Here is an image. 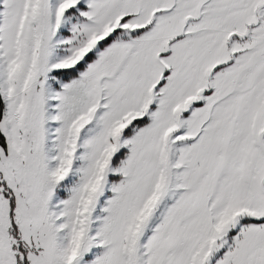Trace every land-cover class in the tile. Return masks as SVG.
Masks as SVG:
<instances>
[{
  "label": "snow or ice",
  "instance_id": "obj_1",
  "mask_svg": "<svg viewBox=\"0 0 264 264\" xmlns=\"http://www.w3.org/2000/svg\"><path fill=\"white\" fill-rule=\"evenodd\" d=\"M0 264H264V0H0Z\"/></svg>",
  "mask_w": 264,
  "mask_h": 264
}]
</instances>
